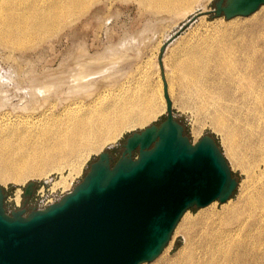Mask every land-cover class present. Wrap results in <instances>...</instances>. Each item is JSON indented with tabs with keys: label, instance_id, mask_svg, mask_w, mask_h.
<instances>
[{
	"label": "bare ground",
	"instance_id": "bare-ground-1",
	"mask_svg": "<svg viewBox=\"0 0 264 264\" xmlns=\"http://www.w3.org/2000/svg\"><path fill=\"white\" fill-rule=\"evenodd\" d=\"M141 2L157 11H174L180 7L190 10L202 6L203 0ZM88 4V0H41L40 7L35 5L30 9L25 8L27 11L16 13L13 2L0 0V16L4 15L0 19V46L6 48L8 58L16 61L14 55L35 49L38 42L47 40L61 26L63 28L62 24L68 18L78 19L80 14L86 13ZM7 12L8 19L5 15ZM263 20V15H260L251 23L234 28L233 56L226 54L218 61L223 67L221 71L227 76V91L218 89L216 102H212L210 90L194 92L188 89L187 92L190 96L198 94L204 100L201 109L206 117L211 118L213 127L223 135L227 143L226 152L235 165L239 162V147L264 154V48L260 45L259 31ZM220 53L226 52L222 50ZM96 56L92 53L80 59L64 58L58 68H54V71L52 68L46 69V74L44 72L42 76L35 72L28 75L27 71L19 80L11 79V75L5 76L4 80L11 84L12 90L16 94L18 92L19 100L14 102L16 94L1 88L0 180L17 181L22 180L28 172L41 176L46 168H61L73 157L98 151L105 142L118 137L123 129L132 124H142L166 111V100L164 94L162 99L160 90L155 98L150 90L141 91L137 85L129 88L128 85L124 87L119 84L115 93H107L109 85L115 89L116 77L122 78L125 73L118 71L114 77L106 74L109 71L116 73L123 67L124 58L118 57L115 63L113 61L105 66L103 57H99L102 59L99 60ZM192 60L193 55L188 62ZM110 65L113 68H109ZM183 68V65L178 66L179 70ZM185 71L184 88H190L191 83L198 80V73L191 64ZM221 75L218 76L219 81ZM180 95L175 101L181 104L183 100ZM224 95L226 99L222 102L220 99ZM61 182L65 183L63 180ZM263 194L264 191L256 195L255 205L250 196L252 201L248 199V202L253 203L248 205L246 214L236 210L227 218L222 217L220 222L205 215L195 221H187L183 230L188 250L179 262L172 264H258L248 253L247 243L254 235L256 223L264 228V217L254 213L257 208L260 210L264 207ZM254 215L260 217L251 220L250 217ZM262 227L259 233H262ZM258 238L263 240L260 235Z\"/></svg>",
	"mask_w": 264,
	"mask_h": 264
},
{
	"label": "rangeland",
	"instance_id": "rangeland-1",
	"mask_svg": "<svg viewBox=\"0 0 264 264\" xmlns=\"http://www.w3.org/2000/svg\"><path fill=\"white\" fill-rule=\"evenodd\" d=\"M1 1L13 2L16 13L27 11L28 9L25 10V8L30 9L35 5H39L38 7L41 5V0ZM88 1L86 13L80 14L78 19L77 17L76 19L71 17V20L68 18V21L62 24L63 28L61 26L58 29L59 31L57 30L58 32H52V35L50 34L48 37L50 40L47 38L48 41L38 42L35 49L16 54L17 56L14 55L16 61L8 58L6 48L2 47V49L0 46V77H2L0 79L3 81L0 82V90L4 89L16 94L12 90L11 84L4 80L6 75H11L10 78H13V80L17 78L19 80L25 71L28 75L35 72L36 75L42 76L46 69L52 68V71H54V68H58L60 62L65 60L64 58L76 57V59H80L79 57L82 58L92 53L93 55L97 54L96 59H103L102 63H105V66L113 61L115 63L118 57L124 58V63L121 64L122 69L115 71L116 73L109 71L106 74L108 77L110 75L114 77L118 74V71L125 73L122 78L116 77V84L114 83L115 86L112 85L115 89H112L109 85L107 93H115L119 89V84L125 85L124 87L128 85L129 88L137 85L141 91L150 90L155 98H157L158 90H160L164 100L161 76L166 73V80L169 83L168 94L173 101V111L176 119L183 125L184 133L193 142L203 135H211L224 153L230 169L238 181L234 193L227 201L223 203L213 201L204 207H193L187 210L176 225L170 241L161 254L153 261L142 264L177 263L188 250L185 245L183 230L187 221H195L200 216L205 215L209 218H216L220 222L222 217L227 218L236 210L246 214V211H249L248 205L251 206L253 202L255 205V201L257 202L256 195L264 191V154L255 153L245 147H239V149L236 148L239 162L236 165L233 164L226 152V140L213 127L211 118L206 117L201 109L204 100L198 94L192 96L187 94L190 90L194 92L210 90L213 96L212 102H216L217 90L220 89L223 92L228 86L226 73L221 71L223 67L218 61L226 54L231 53L233 56L234 28L238 25L249 24L260 15H263L264 18V5L248 16H235L230 19L205 13L199 14L196 19L184 26L175 39L166 46L162 53V60L159 62L160 47L167 38L179 30L194 14L213 9L216 0H203L201 4L204 9H201L200 5L190 10L180 7L181 9L177 8L174 11H157L145 6L141 0ZM5 15L8 19V12ZM3 18L4 15L0 16V19ZM259 31L261 33L260 45L264 48V20L259 26ZM198 44L199 46H197ZM111 49L113 50L111 51ZM222 50L226 53H220ZM191 55H193V60L188 62ZM99 57L103 58L100 59ZM189 64L198 73V80L191 83L190 88H184V81H186L185 69ZM179 65L184 66L183 70L178 69ZM109 68H113V65H110ZM221 73L219 81L218 76ZM218 82H221V84H218ZM178 95L182 97L183 103L181 104L175 101L177 100L176 97H179ZM20 96H22V93ZM13 99L14 102L19 100L18 92ZM225 99L226 95L220 101L223 102ZM165 115L166 111L164 110L147 122L132 124L131 127L123 129L118 137L116 136L113 140L110 139L105 142L98 151L93 150L87 154H82V156H79L80 158L73 157L58 169L46 168L41 176L28 172L22 180H0V185L6 195L4 200L6 210L9 212L24 207L26 211H29L32 207H44L46 203L49 204L58 200L82 179L89 169L90 163L97 158L99 152L108 150L114 159L118 158L123 150L122 143L128 135L140 131L150 124L160 123ZM73 160H75V163H73ZM73 164H75V167ZM62 180L65 182L64 184H62ZM31 181L34 182V189L31 197L24 203V189L26 184ZM250 196L254 199L251 203L248 202V199L249 201L251 199ZM252 208L256 209L255 207ZM263 208H260V210L257 208L254 213L264 217ZM256 217L260 216L254 215L250 218L252 220ZM182 218L187 220L184 221ZM262 226L256 223L253 231L254 235L249 238L247 243L249 245L248 253L258 261V264H264V228ZM261 227L263 228L262 233H259ZM258 235L263 240L258 238Z\"/></svg>",
	"mask_w": 264,
	"mask_h": 264
},
{
	"label": "water",
	"instance_id": "water-1",
	"mask_svg": "<svg viewBox=\"0 0 264 264\" xmlns=\"http://www.w3.org/2000/svg\"><path fill=\"white\" fill-rule=\"evenodd\" d=\"M264 0H216L194 14L248 16ZM166 115L128 135L121 155L101 151L74 187L44 207L7 211L0 185V264H142L156 259L183 214L225 202L238 181L211 135L193 142L176 119L164 75ZM136 152V154H134ZM34 182L24 189V203Z\"/></svg>",
	"mask_w": 264,
	"mask_h": 264
},
{
	"label": "built area",
	"instance_id": "built-area-1",
	"mask_svg": "<svg viewBox=\"0 0 264 264\" xmlns=\"http://www.w3.org/2000/svg\"><path fill=\"white\" fill-rule=\"evenodd\" d=\"M48 205L47 203L45 204V206Z\"/></svg>",
	"mask_w": 264,
	"mask_h": 264
}]
</instances>
